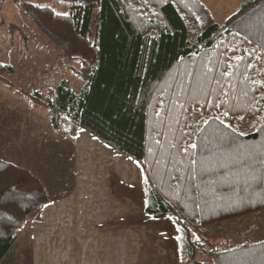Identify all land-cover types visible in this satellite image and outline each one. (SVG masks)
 <instances>
[{
  "label": "trees",
  "instance_id": "obj_1",
  "mask_svg": "<svg viewBox=\"0 0 264 264\" xmlns=\"http://www.w3.org/2000/svg\"><path fill=\"white\" fill-rule=\"evenodd\" d=\"M15 1L86 82L18 93L68 138L85 129L141 164L145 211L176 222L180 264H264V240L224 247L210 231L264 209V0L222 23L201 0ZM14 72L0 63V82ZM48 203L39 176L0 158V263Z\"/></svg>",
  "mask_w": 264,
  "mask_h": 264
},
{
  "label": "crops",
  "instance_id": "obj_2",
  "mask_svg": "<svg viewBox=\"0 0 264 264\" xmlns=\"http://www.w3.org/2000/svg\"><path fill=\"white\" fill-rule=\"evenodd\" d=\"M5 84L0 82L3 94ZM9 138L17 140L6 131L1 113L0 143ZM65 141L73 147V165L66 169L48 165L55 164L51 150L60 160V142L56 147L35 144L38 159L26 164L19 163L20 155L14 154V161L0 155L39 176L49 199L40 216L31 214L13 248L26 237L31 264H179L176 222L145 211L141 164L85 129Z\"/></svg>",
  "mask_w": 264,
  "mask_h": 264
},
{
  "label": "rangeland",
  "instance_id": "obj_3",
  "mask_svg": "<svg viewBox=\"0 0 264 264\" xmlns=\"http://www.w3.org/2000/svg\"><path fill=\"white\" fill-rule=\"evenodd\" d=\"M24 1L50 7L58 13H67L70 10V3L63 0ZM201 1L210 9L214 18L222 23L248 0ZM2 20L14 23L19 28L13 32L7 24L0 25V63L15 67L14 73L6 74L14 86L6 83L2 85L5 86V93L0 91V104L4 105V110H0V119L1 113L4 114L6 131H9L11 136H17L15 142L13 138H9L5 143H0V155H5L2 157L10 161H14V154L20 155L23 159L19 160V163L26 164L27 159H38L35 144H39L40 148L44 147V144L56 147L60 142V160L52 158L51 150V161H55V164L51 162L48 165L61 169L69 168L73 165V147L65 141L68 138L52 127L48 108H34L30 100L18 93V90L31 94L39 92L46 98L51 87L58 85L62 80H68L71 86L80 92L86 84L74 68H79L80 64L66 57L62 47L51 41L15 0L2 2L0 22ZM91 28V38L94 40L98 30L97 10L93 15ZM47 160L50 158L47 157ZM41 212L37 210L33 215H39ZM211 228L210 231L214 234L211 238L213 237L214 242H221L224 247L246 241L264 240V209L245 217L215 224ZM3 264H31L26 237L19 239Z\"/></svg>",
  "mask_w": 264,
  "mask_h": 264
},
{
  "label": "snow or ice",
  "instance_id": "obj_4",
  "mask_svg": "<svg viewBox=\"0 0 264 264\" xmlns=\"http://www.w3.org/2000/svg\"><path fill=\"white\" fill-rule=\"evenodd\" d=\"M261 83H264V82H261ZM192 147H195V145H192Z\"/></svg>",
  "mask_w": 264,
  "mask_h": 264
}]
</instances>
